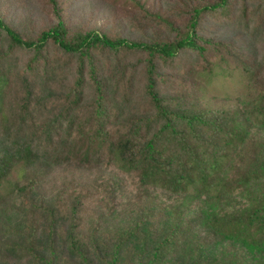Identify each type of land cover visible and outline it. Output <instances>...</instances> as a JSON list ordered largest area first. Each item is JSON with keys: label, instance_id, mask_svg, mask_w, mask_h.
Returning <instances> with one entry per match:
<instances>
[{"label": "trees", "instance_id": "trees-1", "mask_svg": "<svg viewBox=\"0 0 264 264\" xmlns=\"http://www.w3.org/2000/svg\"><path fill=\"white\" fill-rule=\"evenodd\" d=\"M43 2L0 7V264H264V0ZM183 54L249 104L187 99Z\"/></svg>", "mask_w": 264, "mask_h": 264}, {"label": "rangeland", "instance_id": "rangeland-1", "mask_svg": "<svg viewBox=\"0 0 264 264\" xmlns=\"http://www.w3.org/2000/svg\"><path fill=\"white\" fill-rule=\"evenodd\" d=\"M6 0H0V7L4 5ZM44 0H9L7 7L10 13V20L16 24L26 25L24 18L31 16L35 20H41L47 12V5ZM95 0H91L94 2ZM112 7V6H111ZM86 11L87 9H82ZM70 19L73 27H84L88 23V19H80L74 16V12L70 9ZM108 22L113 26V31L121 34L128 32L130 24L129 19L119 20L115 9L106 10ZM87 16V15H86ZM117 20V24L114 25ZM119 21V22H118ZM205 28L204 35L219 36V38H234V32L231 27L225 26L224 23L210 26L203 24ZM109 29V28H108ZM110 29V30H112ZM175 68L171 69L172 76L179 83L183 84L182 93L192 102H199L205 107L223 106L228 108L230 105L237 106L249 104L250 89L245 83V78L237 72L236 69L230 67L229 63L218 60L217 57L206 56V60L199 62L193 58H189L188 54L179 56L175 60ZM229 65V66H228ZM66 79V78H65Z\"/></svg>", "mask_w": 264, "mask_h": 264}]
</instances>
